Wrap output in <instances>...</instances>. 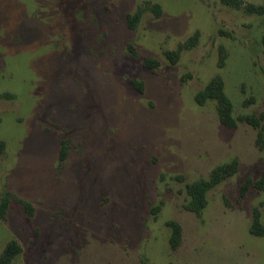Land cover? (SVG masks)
I'll return each mask as SVG.
<instances>
[{
    "label": "rangeland",
    "instance_id": "rangeland-1",
    "mask_svg": "<svg viewBox=\"0 0 264 264\" xmlns=\"http://www.w3.org/2000/svg\"><path fill=\"white\" fill-rule=\"evenodd\" d=\"M263 37L264 15L220 0H0V255L15 241L9 264H264V235L249 233L255 210L264 227ZM215 76L233 128L194 100ZM233 160L188 211L186 185Z\"/></svg>",
    "mask_w": 264,
    "mask_h": 264
},
{
    "label": "trees",
    "instance_id": "trees-1",
    "mask_svg": "<svg viewBox=\"0 0 264 264\" xmlns=\"http://www.w3.org/2000/svg\"><path fill=\"white\" fill-rule=\"evenodd\" d=\"M223 5L232 7V8H242L243 11L247 14L254 15H264V3L261 5H253L245 3L242 0H220ZM153 10H157V14H160V9L158 5H154ZM141 10L138 11L133 16H128L127 20L130 26L137 22L141 16ZM198 40V33L190 37L184 43L178 45L177 49L172 52H166L165 55L171 64H176L180 54L185 51L193 48ZM264 43V37H263ZM145 67L153 69L158 65L156 61L146 59ZM135 87L138 91L142 92L140 85L138 86L135 83ZM3 97L7 98L8 95L5 94ZM194 100L197 105L202 106L207 100H215L217 103V114L219 122L227 128L235 127V120L232 117V104L231 101L227 98L224 92V82L220 76H215L210 80V82L205 86V88L198 92L194 96ZM244 122L253 125L256 127L258 123L255 117H246ZM260 138V134H259ZM68 141H61V148L59 150V163L60 165L64 162L68 147ZM4 150V143L0 142V154ZM238 162L233 160L230 163L217 166L210 174L207 179H202L197 182H193L186 185V193L189 198L188 203L185 205V208L199 215L201 211L206 207V194L208 191L225 181L226 179L232 177L237 173ZM251 182L247 181L243 187H241L240 196L243 197L246 193V190L250 186ZM255 187L258 189H264V173L261 178L254 183ZM12 196L11 193H7L5 197L1 199L0 202V219H4L9 205V198ZM20 203L28 210L29 215L33 214L31 205L24 201L20 200ZM169 228L171 229L170 245L172 250H176L181 242V228L175 222L168 223ZM249 233L254 236H263L264 227L260 223V218L257 210L254 211L252 216V223L249 227ZM20 253V247L15 241L9 242L4 248L3 252L0 255V264H9L13 257Z\"/></svg>",
    "mask_w": 264,
    "mask_h": 264
}]
</instances>
